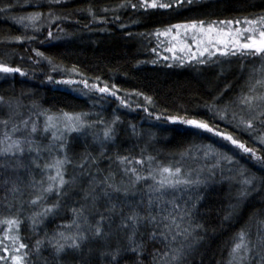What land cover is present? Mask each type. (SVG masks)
<instances>
[{
  "label": "trees",
  "instance_id": "16d2710c",
  "mask_svg": "<svg viewBox=\"0 0 264 264\" xmlns=\"http://www.w3.org/2000/svg\"><path fill=\"white\" fill-rule=\"evenodd\" d=\"M121 2L122 0H61L60 4L50 6L49 0H0V8L7 9L0 12V61L8 63L9 66L20 67L27 73L26 76L19 73L0 74V96H3L5 101H11L13 105L17 101L22 105L17 110L22 115L15 117L16 121L27 119L29 116L37 121L36 112L47 111L48 114L59 115L64 111L87 113L89 122H105L95 123L83 133H71L68 136L67 155L73 163L67 166L66 179L71 180L75 176L76 184L67 189L70 194L66 197L49 195L47 203L52 204L59 199L61 207L43 218L35 229L29 217L41 208L32 207L27 203L34 193L33 189L22 186L23 195L18 193L13 197L8 194L6 201L3 199L6 193L0 189V219L19 215L23 221L19 230L20 242L29 245L21 252L31 253L28 258L30 264H45L46 261L52 264L53 249L48 243L49 239L58 231L65 230L62 226L74 219L71 209L84 203V191L89 187L91 177L87 175V169L85 175L81 176V169L76 165L86 153L97 158L96 166H90L93 176L97 175L98 169L100 177L111 171L115 174V182L122 187H130L129 178L124 175V166L116 160L117 156H128L133 161L138 159L147 161L149 156L154 157L151 165L148 163L128 165L129 168L140 169L141 174L147 176L149 170L160 165L182 164L185 170L188 167L194 168L185 155L197 149L203 151L207 145H213L221 151L231 149L238 154L240 165H246L257 175L264 174L247 156L242 155L240 150L221 138L203 131L197 134L196 130L187 126L156 119V116L175 115L211 120L213 126L218 125L221 131L232 132L249 146L262 147L254 143L246 133H239L226 121L214 119L206 107L212 103L213 98L225 91L228 85L231 87L223 96L220 107L234 100L248 80L253 61L257 67L258 58L215 55L206 59L208 62L204 64L198 63L197 60L171 61L162 55L160 36L155 35L157 30L162 31L174 24L191 23L193 20L211 23L239 19L243 22L245 17L252 18L264 12V0H197L192 5L186 4L183 8L174 10L147 11L133 10L130 7L118 8L117 5ZM9 4L14 7L7 8ZM90 8L92 13H95V19L88 11ZM37 11L45 16L39 32L32 28H24L12 19L14 16ZM55 16L68 18L54 20ZM117 16L119 19H116ZM49 30L53 33L51 38L48 37ZM34 35L37 37L36 40L24 39L22 42L15 40L16 36ZM33 49L43 52L49 59L36 56ZM49 76L52 77L51 81L48 79ZM62 80H73L77 83L73 85L56 83ZM82 80L100 86L107 84L110 88L116 85L119 89L117 95L124 98L129 106L121 105L119 99L109 94L86 89L80 83ZM145 96L151 97L152 103L146 101ZM33 104L36 105L35 109L32 108ZM145 108L148 111H145ZM8 113L7 105H0V119L5 118ZM117 116L119 121L116 124L115 139L102 145L97 136L102 137L104 127L111 124ZM174 128L181 131H169ZM101 153L104 155L101 156ZM204 169L206 175L208 168ZM234 174L228 171L227 166L224 167L223 176L217 169L215 177L201 192L204 199L198 204L195 219L206 223L208 230L206 235L201 232L204 238L190 258L192 264H200L201 259L203 264H220L221 261L226 264L227 250L239 229L248 226L253 234L256 232L257 224L249 218L253 213L264 209V193L250 198L246 204L241 205L233 220L223 221L225 209L230 203L229 193L231 191L234 195L238 187L235 180L227 179ZM23 178L25 181L28 179L26 174ZM148 184H152V181L149 180ZM144 185L146 184L143 181L140 182L136 188L131 189V193H135L137 188ZM136 199L134 194L127 198L121 194L120 206L124 211L127 210L125 211L127 213L129 200L134 204ZM8 202L15 206L8 208L6 206ZM181 203L183 204V200ZM106 205L107 201L102 199L98 202L97 208L104 211ZM92 214L95 215V212ZM116 222H119L118 215ZM105 227L107 229V224ZM6 228V224L0 225V238H3ZM112 231L113 248L118 243L127 244L126 239L122 238V233L117 236L114 228ZM38 240L43 244L37 254ZM136 240L143 243V252L138 257L130 252L125 253V257L128 258L121 259L120 264H135L137 259L142 260L143 264H156L153 260L154 254L157 255L159 264H167L168 261L165 262L164 257L159 255L167 250L159 240L150 241L147 237L142 240L141 236H137ZM11 242L3 241L4 245L9 247ZM88 246L98 247L95 243ZM0 254L8 253H3L0 249ZM57 264H78V261L69 251Z\"/></svg>",
  "mask_w": 264,
  "mask_h": 264
},
{
  "label": "snow or ice",
  "instance_id": "6c2138e0",
  "mask_svg": "<svg viewBox=\"0 0 264 264\" xmlns=\"http://www.w3.org/2000/svg\"><path fill=\"white\" fill-rule=\"evenodd\" d=\"M197 0H122L117 5L118 8H132L133 10L143 9L145 11L152 10H174L183 8L186 4L192 5ZM61 0H49V4L58 5ZM14 7L7 5V8ZM6 8H0V12L6 11ZM92 13V9H88ZM107 11V9H105ZM93 18L95 19V13ZM49 15H52L49 13ZM67 16H55L54 20L67 19ZM12 19L24 28H32L35 32L40 31V24L45 16L41 12H32L23 16H14ZM116 19H119L117 16ZM243 23L247 27L225 28L217 27V25H240L241 20H220L207 23L204 20H193L191 23L174 24L164 28L162 31L157 30L156 36L173 35V30L183 29L185 33L189 30L192 32L191 40L195 44L196 51H192L190 43H185L182 51L189 53V60H197L198 63L204 64L208 60L200 59L207 53L208 58L216 55L219 52L222 56H249L261 60L260 67H253L248 75V80L241 87L240 93L234 100H230L224 107H220L223 96L226 94L230 85L226 86L225 91L221 92L218 97L213 98L211 104L206 105L212 113L214 119L226 121L231 124L239 133H246L249 138L258 143L262 147L249 146L246 141H243L239 136L232 132L221 131L219 126H213L211 120L187 118L182 116L170 115L167 117L156 116L157 120L164 119L171 124H180L187 126L190 129L211 133L223 141L228 142L235 149L240 150L242 155L248 157L255 164L261 173H264V12L250 18L245 17ZM180 35L179 31L175 33L173 39ZM48 37H53L51 30L48 31ZM24 39L36 40L37 37L31 36H16L15 40L22 42ZM43 43V41H41ZM223 45V49L218 47ZM210 48H215L211 51ZM175 46L168 48L167 51L175 52ZM36 56L45 57L44 53L38 49H33ZM155 51V49H153ZM167 59V57H165ZM182 59V58H181ZM244 68V66H242ZM246 70V68L244 69ZM26 76L27 73L20 67L9 66L8 63L0 61V74H15ZM48 79L51 81L52 77ZM97 79H99L97 77ZM56 83L66 85L76 84L73 80H62ZM86 89L95 90L101 94H109L120 100L123 106H129L124 98L117 95L119 89L116 85L111 88L105 84H89L87 80L80 81ZM143 95V93H136ZM144 99L152 103V98L145 96ZM7 105L9 113L3 119H0V127L3 131L0 133V189L6 193L3 198L8 200V194L13 197L16 194L23 195L22 186L31 188L35 194L27 203L32 207H40L41 210L34 212L29 219L32 222L33 229L36 225L42 222L43 218L53 214L56 209L61 207V201L48 204L47 200L50 194H55L57 197H66L70 193L67 189L76 184L77 178L73 176L71 180L66 179L67 166L73 163L72 159L67 155L69 144L68 136L71 133H83L87 129L92 128L95 123L104 124V121L89 122L87 113H69L62 111L59 115L48 114L45 112H36L37 119L40 116L45 117L43 128L41 129L37 121L32 120L31 116L27 119L16 121L15 117L22 114L17 111L22 105L17 101L15 105L11 101H5L3 96H0V105ZM238 108L239 111L230 108ZM35 109L36 105L33 104ZM145 111H148L145 108ZM151 115V113H149ZM230 117V118H229ZM119 121L117 116L111 124H107L100 139L101 144L114 140L116 137V124ZM133 131L135 126L133 125ZM169 131L180 132L181 129L174 128ZM44 134L50 141L48 144L42 143L38 137ZM200 151V149H197ZM104 153H101L103 156ZM205 158L212 157L216 163L210 165L205 175V169H193L182 164L176 165H160L148 171L147 176L141 174V170L136 167L129 168L130 164L144 165L155 160L149 156L147 161L144 159H133L128 156H117L116 160L120 165H123V173L129 178L130 187H122L115 182V174L111 171L103 177L91 174V167L97 164V158L92 157L90 153H86L81 161L76 165L81 169V176L87 175L91 177L89 187L84 191V203L79 207L71 209L74 219L71 223L63 225L65 230L58 231L48 241L51 245L52 264L63 260L64 255L71 251L78 264H120L121 259H125V253H132L139 256L143 250V243H138L137 236H141L143 240L147 237L150 241L159 240L164 247L170 249L171 252L164 251L159 253L162 257H168L167 264H192L191 257L197 251V245L203 240V232L207 234V224L199 222L195 219L198 214V204L204 199L201 194L203 188L212 180L217 169L220 170L223 176L224 167H228V171L234 172L233 176L227 177L228 180L236 181L238 185L235 194L230 191L228 208L225 209L223 221L233 220L241 205L253 198L254 196L264 193V174L257 175L252 172L246 165H240L237 158V153L221 151L213 145H207L203 148ZM239 165V167H235ZM91 166V167H90ZM39 172L40 178L37 179L36 173ZM24 174L28 179L25 181ZM239 177V179H237ZM151 180L153 183L148 184ZM147 185V200H142L139 204L132 208L129 212H125L120 206L122 201L120 195L123 194L127 198L131 193V189L136 188L140 182ZM236 185H233L235 187ZM177 193H180L177 196ZM166 196H171V199L165 200ZM185 196L187 198H185ZM106 200L107 205L104 211L97 208L100 200ZM183 200V204L179 201ZM90 202V203H89ZM164 205L162 208L161 205ZM171 210H168V206ZM12 208L15 205L8 202L6 205ZM119 207V212L117 211ZM143 208V211L138 209ZM159 209V211H157ZM95 212L98 219L90 220V216ZM166 213V214H165ZM119 217V223L116 222V217ZM258 217H261L258 219ZM250 221H255L257 224L256 232L253 234L251 228L242 226L239 231L233 236L226 264H264V209H260L249 218ZM184 222L186 226L181 227L180 222ZM222 221V223H223ZM23 221L19 215L13 217H4L0 219V225H7L4 229V236L0 238V249L3 253L0 254V261L3 264H30L29 256L31 253L22 249H27L29 245L20 242L19 236L20 226ZM107 224V229L105 225ZM75 228L74 232L70 230ZM115 229V234L119 236L123 234V239H126L127 244L118 243L114 248L111 245V237L113 236L112 229ZM149 228L151 229L149 231ZM144 230L143 232L141 230ZM163 229V231L161 230ZM169 236L171 239H169ZM178 238H182L178 241ZM4 240L13 241V246L4 245ZM18 242V247L15 244ZM176 246L173 247V243ZM95 243L98 247H89L88 245ZM42 241L36 242V252L40 251ZM87 248V252H85ZM153 260L159 264L157 255H153ZM45 264H48L46 261ZM135 264H143L142 260L137 259ZM200 264H203L201 259ZM220 264H224L223 261Z\"/></svg>",
  "mask_w": 264,
  "mask_h": 264
},
{
  "label": "rangeland",
  "instance_id": "374dc122",
  "mask_svg": "<svg viewBox=\"0 0 264 264\" xmlns=\"http://www.w3.org/2000/svg\"><path fill=\"white\" fill-rule=\"evenodd\" d=\"M217 27L236 28V27H247V25H245L243 22H241L240 25H235V24L234 25H227V26L217 25ZM177 31H179L180 35L178 37H176L175 39H173V36L175 35V33ZM191 37H192L191 30H189L187 33H185V31L183 29L173 30V35H170V36H167V37L160 36V41H161L160 42L161 43L160 47H161L162 55L167 57V59H170L171 61H173V60L174 61H182V62L191 61V60H189V53L186 52V51H182L181 50L184 47L185 43H190L191 46H192V51H196L195 44L192 42ZM173 46H175V48H176L175 52L167 51L168 48H171ZM218 47L223 49L224 46L223 45H218ZM210 50L211 51H215V48H210ZM216 55H220V53L216 52ZM200 59H209L208 56H207V53H205L204 57H200ZM260 64H261V60L258 59L257 68L260 67ZM232 110L239 111V109L235 108V106H233V108H231L229 111L231 112ZM44 121H45V117L44 116L40 117V119H37V123L39 124L41 129L43 128ZM2 131H3V129H2V127H0V133H2ZM38 139H40L42 141V143L48 144L49 141H50V134H48V138H45L44 134L41 133V135L38 137ZM185 156H186L187 159H189L191 161L193 167L195 166L193 169H200V168L204 169V167L208 168V166L216 163V160L214 158H212V157L205 158L204 155H203V151L202 150L194 151V152L189 153V154H187ZM36 176H37L38 179L40 178L39 172H37ZM34 194H35V192L31 195V198H32V196ZM179 195H180V193H177V196H179ZM134 197H137V199L135 200L134 204H133V202H131V200H129V204H127L128 207L126 209L130 210V206L132 208H135V206L138 203H140L142 200H144L146 202V200H147V185H144V187L140 186V188H137L136 192L134 193ZM164 199L165 200L171 199V196H166ZM179 202L181 203V200ZM161 207L163 208L164 205L162 204ZM138 210L143 211V208H140ZM168 210H171V206L170 205L168 206ZM117 211H119V207H118ZM125 211H127V210H125ZM157 211H159V209H157ZM98 218L99 217L95 216L94 214H92L90 216V220H95V219H98ZM178 222H180V221H178ZM180 223H181V227L186 226V224L184 222H180ZM161 230L163 231V229H161ZM70 231L74 232L75 228H72ZM169 239H171L170 236H169ZM180 239H182V238H178V241ZM12 246H13V241L11 242V247ZM15 246L18 247V243H16ZM175 246H176V243L174 242L173 243V247H175ZM166 251H168L169 253L171 252L170 249H167ZM6 255H8V254H6ZM164 260H165V262H167L168 261V257H164ZM0 264H3V261H0ZM9 264H10V262H9Z\"/></svg>",
  "mask_w": 264,
  "mask_h": 264
}]
</instances>
